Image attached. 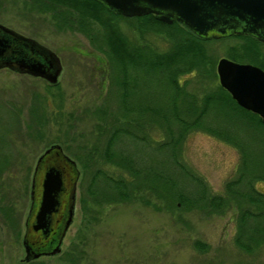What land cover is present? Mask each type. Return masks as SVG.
<instances>
[{"label": "rangeland", "instance_id": "1", "mask_svg": "<svg viewBox=\"0 0 264 264\" xmlns=\"http://www.w3.org/2000/svg\"><path fill=\"white\" fill-rule=\"evenodd\" d=\"M0 1H3V5H0V24L38 41L56 53L63 64L59 86L53 88L42 78L20 74L10 69L0 70V121L11 130L15 128V122L17 126L24 125L25 136L29 134L26 130L27 123L33 136L42 134V139L34 140L32 145L30 144L27 159L29 163L27 161L26 164L32 165L33 168L28 195L25 197L18 193L12 196L15 202L13 223H5V216L0 212V264H23L26 257L23 246L25 221L31 208L32 179L37 161L53 146V138H64L68 132L63 128L60 131V127L51 122L52 108H63L65 116L72 120L73 134L81 132L83 136H91L95 121L92 111L97 106L104 107L114 102L106 100L105 97L112 88L116 75L118 78L119 71L118 65H113L108 56L99 49L104 46L106 27L91 17H70L65 8H58L55 12L35 13L23 0ZM117 23V30L129 42L147 45L159 51H167L171 46L166 28L162 27L165 33L156 32L144 19L137 18H120ZM253 40L259 44L251 45L253 48L250 53H244L248 44H251L250 41L234 36L209 41L207 48L214 70L204 76L196 73L182 76L186 91L198 95L201 99L218 92L221 85L217 65L222 58L233 60L232 56H236L238 60H233L235 62L255 64L263 68L264 43L255 38ZM20 111L24 112L23 116L17 119L16 113ZM211 113L209 118H205L206 121H213L223 125L222 127L227 126L225 130L230 136L240 135L242 139L247 136L245 126L242 125L244 121L227 106L214 109ZM63 133L66 134L63 136ZM22 138L25 139L23 136ZM22 138L21 142H24ZM261 138L251 137L250 140L257 143ZM11 149L7 148L6 153L10 154ZM116 149L123 150V146ZM3 150L0 149V156L6 154L2 153ZM65 153L72 157L66 151ZM254 155L257 156V162L261 161L263 166L264 147L254 151ZM182 160L204 183V188L209 190L210 195L224 197L226 184L234 181L239 174L241 154L230 143L205 131L194 130L188 134L183 144ZM77 164L81 173L77 206L74 221L63 243L62 253L54 257H42L38 261L68 264L60 257L75 250L77 254L79 252L82 255V264H264V241L261 248L254 252H247L236 243L240 230L241 208H251L243 201L244 204L228 199L229 204L227 203L220 212L215 209H200L202 206L198 203L183 206L179 200H175V205L170 211L148 207L142 202H122L104 207L101 221L91 228H86L80 206L82 169L78 162ZM8 165L0 162V167L4 170L0 179L8 175L15 176V188L19 191L18 188L24 185L26 177L24 178L23 173L9 174L11 167ZM182 181L180 187L183 188L184 194L194 199L197 191L191 181ZM256 188L264 192V180L258 181ZM198 189L200 190L199 187ZM175 194L179 195L180 191L175 190ZM199 245L205 249H199Z\"/></svg>", "mask_w": 264, "mask_h": 264}, {"label": "trees", "instance_id": "2", "mask_svg": "<svg viewBox=\"0 0 264 264\" xmlns=\"http://www.w3.org/2000/svg\"><path fill=\"white\" fill-rule=\"evenodd\" d=\"M23 1L35 13L43 14L65 8L70 17L89 16L106 27L104 46L99 49L113 65H118L119 76H115L112 88L105 97L114 102L104 107L97 106L92 111L95 121L91 136H83L81 132L73 134L72 120L65 116L63 108H52L51 122L60 127V131L63 128L68 132L63 133V136L66 134L64 138H53L51 145L61 143L82 169L80 206L85 227L91 228L101 221L104 207L122 202H142L148 207L170 211L175 200H179L183 206L198 203L202 206L200 209L220 212L229 202L228 199H231L235 203L243 201L251 207L241 208V231L238 233L237 245L247 252L261 248L264 241V192L256 188V183L264 180V165H261V161L257 162L254 151L264 147V123L258 115L240 107L222 87L218 92L201 99L198 95L189 94L181 80L184 75L196 73L204 76L214 70L207 48L209 41L214 40L199 38L177 22L167 25L152 15L137 18L144 19L156 32L165 33L163 28L168 29L166 33L171 46L167 51H159L147 45L129 42L117 30L118 20L125 17L117 15L97 0ZM0 5H3V1H0ZM234 37L250 41L244 53L252 52L253 44H259L251 37ZM232 59L238 60L236 56H232ZM224 106L244 121L242 125L248 133H245L247 136L244 135V139L240 135L230 136L225 130L227 126L222 127L205 120L214 109ZM23 113H16L17 119H21ZM3 124L0 121V149H4L2 153H6L7 148L12 149L10 154H1L0 162L9 164L12 170L9 174L23 173L26 177L19 191L15 188V176L8 175L0 179V212L5 216V223L12 224L15 212L12 196L18 193L25 197L28 195L33 168L26 164L30 144L42 139V134L33 136L28 123H24L29 131L27 136L24 135V125L17 126L15 122V128L11 130ZM194 130L205 131L230 143L241 154L239 174L234 181L226 184L224 197L210 195L204 183L182 160L183 144ZM257 136L262 137L257 143L250 140ZM21 138L24 142H21ZM118 146H123V150H117ZM3 172L0 167V177ZM183 179L191 181L197 191L194 199L190 195L186 196L180 187ZM175 190L180 191V194L176 196ZM249 234H253L252 237ZM198 248L205 249L200 245ZM71 251L60 257L65 260L64 263L82 264V255L75 250ZM23 264L48 263L37 260Z\"/></svg>", "mask_w": 264, "mask_h": 264}, {"label": "water", "instance_id": "3", "mask_svg": "<svg viewBox=\"0 0 264 264\" xmlns=\"http://www.w3.org/2000/svg\"><path fill=\"white\" fill-rule=\"evenodd\" d=\"M125 18L154 15L167 24H182L204 40L247 35L264 43V0H97ZM42 78L57 85L61 58L17 31L0 24V70ZM219 82L237 104L264 123V70L222 58ZM78 164L55 144L38 159L32 179L31 208L23 238L24 263L62 253L77 206Z\"/></svg>", "mask_w": 264, "mask_h": 264}, {"label": "flooded vegetation", "instance_id": "4", "mask_svg": "<svg viewBox=\"0 0 264 264\" xmlns=\"http://www.w3.org/2000/svg\"><path fill=\"white\" fill-rule=\"evenodd\" d=\"M154 17H156V16H154ZM238 36H246V37H251V38H255V37H252V36H247V35H238ZM255 39H257V38H255ZM258 40V39H257ZM251 65H255V64H251ZM256 66V65H255ZM257 67H259V66H257ZM261 68V67H260ZM262 70H264V67L263 68H261ZM260 117V116H259ZM261 118V117H260ZM262 119V118H261ZM26 220H27V218H26ZM25 228H26V221H25ZM70 229V228H69ZM25 232H26V230H25ZM25 236V235H24ZM66 236H67V234H66ZM66 238V237H65ZM65 238H64V240H65ZM63 243H64V241H63ZM62 247H63V245H62Z\"/></svg>", "mask_w": 264, "mask_h": 264}]
</instances>
